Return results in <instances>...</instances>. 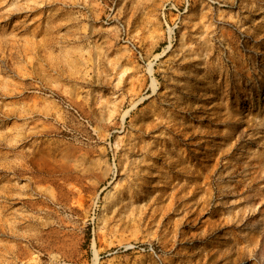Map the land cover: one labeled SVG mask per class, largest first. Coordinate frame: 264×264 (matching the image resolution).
<instances>
[{"label":"rangeland","instance_id":"rangeland-1","mask_svg":"<svg viewBox=\"0 0 264 264\" xmlns=\"http://www.w3.org/2000/svg\"><path fill=\"white\" fill-rule=\"evenodd\" d=\"M0 264H264V0H0Z\"/></svg>","mask_w":264,"mask_h":264},{"label":"bare ground","instance_id":"bare-ground-1","mask_svg":"<svg viewBox=\"0 0 264 264\" xmlns=\"http://www.w3.org/2000/svg\"><path fill=\"white\" fill-rule=\"evenodd\" d=\"M14 173V172H13Z\"/></svg>","mask_w":264,"mask_h":264}]
</instances>
